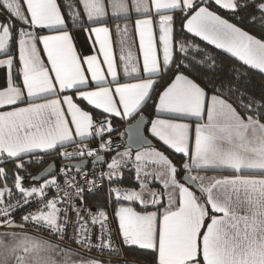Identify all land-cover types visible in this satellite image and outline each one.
Returning a JSON list of instances; mask_svg holds the SVG:
<instances>
[{
    "label": "snow or ice",
    "instance_id": "6c2138e0",
    "mask_svg": "<svg viewBox=\"0 0 264 264\" xmlns=\"http://www.w3.org/2000/svg\"><path fill=\"white\" fill-rule=\"evenodd\" d=\"M0 264H264V0H0Z\"/></svg>",
    "mask_w": 264,
    "mask_h": 264
},
{
    "label": "crops",
    "instance_id": "0c3cea01",
    "mask_svg": "<svg viewBox=\"0 0 264 264\" xmlns=\"http://www.w3.org/2000/svg\"><path fill=\"white\" fill-rule=\"evenodd\" d=\"M93 38H94V37H93ZM113 39H114V40L116 39L115 35H114ZM129 43H131V40H129ZM137 47H138V44H137ZM212 47H214V46H212ZM116 55H117V57L119 56V47H118V45L116 46ZM43 59H44L45 62H46V56L43 57ZM100 59L102 60V57H101ZM49 67H50V65H49ZM85 68H86V66H85ZM193 135H194V134H193Z\"/></svg>",
    "mask_w": 264,
    "mask_h": 264
},
{
    "label": "trees",
    "instance_id": "16d2710c",
    "mask_svg": "<svg viewBox=\"0 0 264 264\" xmlns=\"http://www.w3.org/2000/svg\"><path fill=\"white\" fill-rule=\"evenodd\" d=\"M201 43H204V42H201ZM210 49H212V51L213 52H217V51H219V50H216V49H214V47H212V46H208Z\"/></svg>",
    "mask_w": 264,
    "mask_h": 264
}]
</instances>
